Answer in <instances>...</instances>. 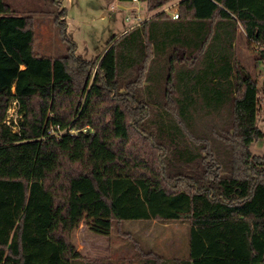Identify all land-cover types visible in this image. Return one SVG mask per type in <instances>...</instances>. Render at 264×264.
Returning a JSON list of instances; mask_svg holds the SVG:
<instances>
[{
    "label": "trees",
    "instance_id": "trees-1",
    "mask_svg": "<svg viewBox=\"0 0 264 264\" xmlns=\"http://www.w3.org/2000/svg\"><path fill=\"white\" fill-rule=\"evenodd\" d=\"M139 1L151 15L87 59L66 7L67 53L39 56L32 18L0 0V264H111L72 236L82 221L109 235L114 220L190 222L188 258L144 247V264H264V155L251 148L264 140V87L236 48L241 28L264 62V0H179L178 18L164 10L174 0ZM93 98L103 103L84 117ZM96 119L111 122L132 175L66 157L61 140L94 138Z\"/></svg>",
    "mask_w": 264,
    "mask_h": 264
},
{
    "label": "rangeland",
    "instance_id": "rangeland-1",
    "mask_svg": "<svg viewBox=\"0 0 264 264\" xmlns=\"http://www.w3.org/2000/svg\"><path fill=\"white\" fill-rule=\"evenodd\" d=\"M18 14L32 18L35 31L34 49L39 56H60L67 53L69 43L63 39L58 14L66 7L67 34L77 43V52L87 59L100 56L107 48L108 41L114 36L119 38L130 29L139 14L143 19L151 15L144 3L119 0H4ZM169 2L164 10L172 14L177 9V2ZM131 17L130 21L126 17ZM61 18V19H62ZM236 48L241 61L247 69L257 75L259 87H264V62L256 65L257 51L253 49L240 28L237 35ZM103 103L93 98L85 106L84 117H93V113ZM20 112L13 114L12 120L19 121ZM259 125L264 121L260 114ZM92 127V125H91ZM94 138L86 141L75 137L63 138L60 147L68 160L78 169H90L97 175H132L130 164L125 157V146L111 141L112 125L108 120L105 125L95 120L92 127ZM74 132H72L73 134ZM75 134V133H74ZM252 152L264 155V140H256L252 144ZM190 222H153L148 225L139 220L119 223L114 220L109 235L98 234L86 223L81 224L73 232V242L77 250L87 259H101L111 264H144L145 256L141 250L153 244L157 255L171 260H185L189 257Z\"/></svg>",
    "mask_w": 264,
    "mask_h": 264
},
{
    "label": "built area",
    "instance_id": "built-area-1",
    "mask_svg": "<svg viewBox=\"0 0 264 264\" xmlns=\"http://www.w3.org/2000/svg\"><path fill=\"white\" fill-rule=\"evenodd\" d=\"M133 1H135L136 3H140L139 0H133ZM177 4H178V2H177ZM171 15L174 18H178L179 17L178 9H176ZM131 19L132 18L129 17V16L126 17V20L127 21H130ZM134 19H135V22L133 23V25L131 26V28L133 26L137 25V24H140L143 21V18L139 14ZM15 112L19 113V107H18V103H17L16 100L12 101V103L10 104V107L8 109L7 116H6V119H5V123H7L8 125H10L13 128L14 131L17 130L16 123H18V121H16V119L12 120L13 114ZM86 129H87V127L84 128V130H86ZM68 132H70V133H72V132L76 133L77 130L67 129V128L60 129V127L58 126V130L55 133L60 136V135H63L65 133H68Z\"/></svg>",
    "mask_w": 264,
    "mask_h": 264
},
{
    "label": "crops",
    "instance_id": "crops-1",
    "mask_svg": "<svg viewBox=\"0 0 264 264\" xmlns=\"http://www.w3.org/2000/svg\"><path fill=\"white\" fill-rule=\"evenodd\" d=\"M153 222H157V221H153ZM153 222H152V223H153ZM151 225H152V224H151ZM151 225H150V227H151ZM150 227H148V228L146 229V231L149 230ZM145 247H146V246H145ZM150 247H151V248H154V245H153V244L147 245L146 248H150Z\"/></svg>",
    "mask_w": 264,
    "mask_h": 264
}]
</instances>
